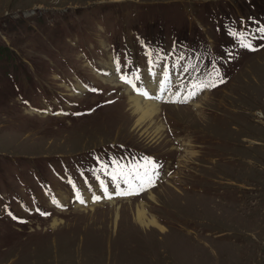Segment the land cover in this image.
Wrapping results in <instances>:
<instances>
[{
    "label": "rangeland",
    "instance_id": "obj_1",
    "mask_svg": "<svg viewBox=\"0 0 264 264\" xmlns=\"http://www.w3.org/2000/svg\"><path fill=\"white\" fill-rule=\"evenodd\" d=\"M261 29L264 0H0V264H264Z\"/></svg>",
    "mask_w": 264,
    "mask_h": 264
},
{
    "label": "bare ground",
    "instance_id": "obj_2",
    "mask_svg": "<svg viewBox=\"0 0 264 264\" xmlns=\"http://www.w3.org/2000/svg\"><path fill=\"white\" fill-rule=\"evenodd\" d=\"M125 95H126L125 98L127 101V111L130 113L132 118H136L134 123H133L135 128L141 127V125L143 124V119L152 118L153 116L157 115L160 112V106L154 101H151V102L143 101L139 95L131 94L128 90L125 92ZM119 115L120 114L117 113V114H114L112 116L114 118V123H116L117 119H119V117H120ZM122 118H124V117L121 116V118L119 119V121H120L119 126L122 128L121 129V133H122L121 138H124L127 135V129L129 128V124H128L129 118H127L126 116L124 119H122ZM158 129L161 131V130H163V127L160 126V127H158ZM110 203H112V201H110ZM116 219H118V211L115 212V221H116ZM134 219L142 227H145V228L156 227L161 231L163 230V228L161 226H159L154 219L147 218L145 216L144 212L142 210H140L139 208L135 211Z\"/></svg>",
    "mask_w": 264,
    "mask_h": 264
},
{
    "label": "snow or ice",
    "instance_id": "obj_3",
    "mask_svg": "<svg viewBox=\"0 0 264 264\" xmlns=\"http://www.w3.org/2000/svg\"><path fill=\"white\" fill-rule=\"evenodd\" d=\"M261 32H264V29H261ZM233 35H235V34H233ZM242 44H243V42H242ZM243 46L250 47V45H247V44H243ZM117 70L119 71V68ZM185 71H187V70L185 69ZM121 79L125 83L130 84V86L134 90H136L137 86L135 84H133L131 81H129L128 79H126L124 76H121ZM137 79H139V77H137ZM167 79H168L167 74H165L164 80H167ZM161 90H165V86H164L163 80L161 81ZM138 94H141V95H144V96H147L148 95V93L146 91H144V92H138ZM195 95H196L195 91H192V92L188 93V95L185 97V100H188V99H190L191 97H193ZM106 174H109V173H106ZM112 178L115 179V176H113ZM115 186L118 187V185H115ZM102 188H104L105 192H107V188L103 184H102ZM95 199L99 200L100 197L97 196V197H95ZM81 203H83V201H81Z\"/></svg>",
    "mask_w": 264,
    "mask_h": 264
}]
</instances>
